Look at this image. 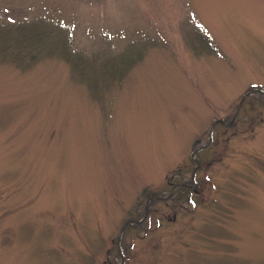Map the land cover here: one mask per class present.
Here are the masks:
<instances>
[{"label": "rangeland", "instance_id": "rangeland-1", "mask_svg": "<svg viewBox=\"0 0 264 264\" xmlns=\"http://www.w3.org/2000/svg\"><path fill=\"white\" fill-rule=\"evenodd\" d=\"M0 264H264V0H0Z\"/></svg>", "mask_w": 264, "mask_h": 264}]
</instances>
